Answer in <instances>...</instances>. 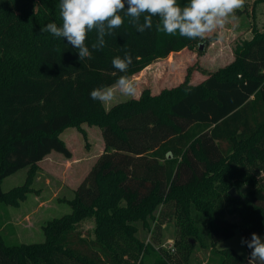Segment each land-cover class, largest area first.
Segmentation results:
<instances>
[{
    "label": "trees",
    "instance_id": "trees-1",
    "mask_svg": "<svg viewBox=\"0 0 264 264\" xmlns=\"http://www.w3.org/2000/svg\"><path fill=\"white\" fill-rule=\"evenodd\" d=\"M59 3L0 0V206H17L27 191L5 193L7 176L29 168L30 181L53 151L72 157L60 137L66 128L100 126L105 150L75 190L71 213L44 227L43 242L13 244L0 234V264H188L196 248L210 251L209 264H248L246 244L248 257L211 248L237 228L245 240L264 239V27L254 26L235 59L202 82L192 84L188 69L178 86L145 89L106 109L91 99L93 89L185 48L201 50V39L166 35L156 17L139 33L125 16L101 50L91 49L90 32L92 56L80 61L66 39L41 31L49 22L60 26ZM125 51L133 63L120 73L111 61ZM245 184L246 193L229 194ZM168 216L177 218L175 252L162 244L157 251L153 233ZM89 218L91 240L77 228ZM140 223L150 242L139 236Z\"/></svg>",
    "mask_w": 264,
    "mask_h": 264
},
{
    "label": "rangeland",
    "instance_id": "rangeland-1",
    "mask_svg": "<svg viewBox=\"0 0 264 264\" xmlns=\"http://www.w3.org/2000/svg\"><path fill=\"white\" fill-rule=\"evenodd\" d=\"M235 16L236 19H229L223 28L206 34V37L200 41L203 44L202 50L185 48L167 58L157 59L131 76L137 88L136 98H139L145 89H149L152 94H158L164 89L178 86L185 80L188 69H191L189 78L191 82L196 72L207 77L208 73L231 63L235 59L236 44L241 40L252 38L254 26L264 27V0H245V6L237 10ZM199 78V75L195 76L193 82L199 81ZM128 99L131 98L118 95L116 101L104 106L109 109L116 103ZM60 137L72 151L71 158L53 151L37 164L35 174L30 181L29 168H22L2 181V189L5 193L27 186L25 198L19 200L17 206L8 202L0 206V234L8 243L43 242L44 227L51 220L71 213L70 200L74 197L75 190L105 150L101 127L88 122L81 123L80 128L76 126L66 128L60 133ZM249 188L247 184L241 185L236 192L244 194ZM232 218L239 220L237 215ZM164 220L166 223L162 229L153 233L160 235L154 240L157 251L160 244L169 250L170 245H174L177 218L168 216ZM95 227L94 218L82 220L77 225L78 230H81L88 240L95 238ZM140 227L139 236L150 242V236L153 238V235L142 228L141 223ZM242 239L241 231L237 228L233 237L219 242L211 249L219 252L224 248H232L241 256L247 257L248 250L245 244H241ZM209 252L196 248L188 264H203L209 260L211 256Z\"/></svg>",
    "mask_w": 264,
    "mask_h": 264
},
{
    "label": "clouds",
    "instance_id": "clouds-1",
    "mask_svg": "<svg viewBox=\"0 0 264 264\" xmlns=\"http://www.w3.org/2000/svg\"><path fill=\"white\" fill-rule=\"evenodd\" d=\"M244 6L245 0H188L184 6H180L178 0H60V26L49 22L41 31L66 39L83 61L92 56L86 43L88 34L95 32L91 49L101 50L106 46L105 37L113 36L115 30L123 26L125 16L139 33L152 29L156 17L158 31L202 40L206 34L223 28L229 19H236V11ZM111 63L118 72L127 73L133 57L125 51L123 57L115 56ZM118 95L136 98V85L128 75H120L114 84L95 88L90 93L91 99L105 106L116 101ZM241 244L251 249L248 264H264V239L252 233L251 239H242Z\"/></svg>",
    "mask_w": 264,
    "mask_h": 264
},
{
    "label": "crops",
    "instance_id": "crops-1",
    "mask_svg": "<svg viewBox=\"0 0 264 264\" xmlns=\"http://www.w3.org/2000/svg\"><path fill=\"white\" fill-rule=\"evenodd\" d=\"M175 54V53H174ZM233 59V58H232ZM199 75L200 78L198 79L199 81H196L195 83L193 82V79L195 78V76ZM206 77H204L203 75L198 74L197 72L195 73V75L193 76V78L191 79V83L192 84H198L200 82H202ZM248 257V256H247ZM203 264H207V260L203 263Z\"/></svg>",
    "mask_w": 264,
    "mask_h": 264
},
{
    "label": "water",
    "instance_id": "water-1",
    "mask_svg": "<svg viewBox=\"0 0 264 264\" xmlns=\"http://www.w3.org/2000/svg\"><path fill=\"white\" fill-rule=\"evenodd\" d=\"M200 49H203V44L200 45ZM229 194L235 198L239 197V194L236 192L235 188H232L231 190H229Z\"/></svg>",
    "mask_w": 264,
    "mask_h": 264
},
{
    "label": "built area",
    "instance_id": "built-area-1",
    "mask_svg": "<svg viewBox=\"0 0 264 264\" xmlns=\"http://www.w3.org/2000/svg\"><path fill=\"white\" fill-rule=\"evenodd\" d=\"M263 87H264V82H263ZM170 250H171V252H175V249H174L173 245H170Z\"/></svg>",
    "mask_w": 264,
    "mask_h": 264
}]
</instances>
